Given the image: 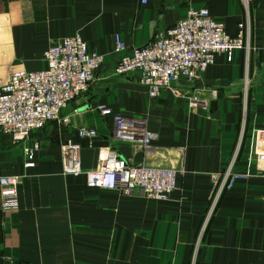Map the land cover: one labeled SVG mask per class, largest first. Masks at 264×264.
I'll use <instances>...</instances> for the list:
<instances>
[{
  "label": "crops",
  "instance_id": "obj_1",
  "mask_svg": "<svg viewBox=\"0 0 264 264\" xmlns=\"http://www.w3.org/2000/svg\"><path fill=\"white\" fill-rule=\"evenodd\" d=\"M193 8L230 36L243 33L232 61L217 55L201 78L155 99L136 75L114 74L117 35L142 47ZM75 35L104 64L65 112L69 124L18 142L0 130V176H21L19 210L0 211V264H264V172L251 161V131L264 127V0L248 10L239 0H0V87L15 72L45 69L44 52ZM100 108L145 120L152 142L116 141ZM81 127L97 136L81 138ZM70 144L85 171L107 147L133 165L174 168L177 190L155 202L91 188L85 175L64 174Z\"/></svg>",
  "mask_w": 264,
  "mask_h": 264
},
{
  "label": "built area",
  "instance_id": "obj_2",
  "mask_svg": "<svg viewBox=\"0 0 264 264\" xmlns=\"http://www.w3.org/2000/svg\"><path fill=\"white\" fill-rule=\"evenodd\" d=\"M144 4L148 0H142ZM248 10L255 0H239ZM243 26H241L242 28ZM245 47L243 33L230 36L225 25L217 21L206 8L190 9L175 25L158 32L146 45L128 48L120 35L116 36L115 53L120 56L114 67L116 76L136 75L155 99L172 89L179 81H196L215 63L217 55L224 54L232 61L236 51ZM46 68L41 71H18L0 87V130L15 141H25L45 130L51 123L69 124L66 111L71 103L86 95L95 82L96 74L104 64V56L88 49L79 36L60 39L44 52ZM200 99L192 98L198 107ZM103 115H112L114 138L119 142L148 146L153 138L143 119L113 114L100 108ZM81 138H94L97 132L87 127L79 129ZM251 161L264 172V127L251 131ZM242 146L239 141L235 158ZM64 174L85 175L87 185L121 196L141 193L155 202H168L177 190L180 173L174 168L133 165L115 149L100 151L99 165L94 170H83L79 156L80 146H65ZM37 146L26 149V167H33ZM21 176H0V211L19 210Z\"/></svg>",
  "mask_w": 264,
  "mask_h": 264
}]
</instances>
